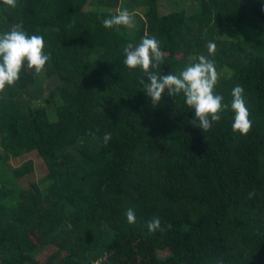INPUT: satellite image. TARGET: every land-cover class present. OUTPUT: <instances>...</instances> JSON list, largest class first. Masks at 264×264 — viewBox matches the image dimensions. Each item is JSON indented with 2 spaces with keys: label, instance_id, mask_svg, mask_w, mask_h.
Listing matches in <instances>:
<instances>
[{
  "label": "trees",
  "instance_id": "1",
  "mask_svg": "<svg viewBox=\"0 0 264 264\" xmlns=\"http://www.w3.org/2000/svg\"><path fill=\"white\" fill-rule=\"evenodd\" d=\"M193 1L188 13L186 0H0V34L22 24L51 52L0 91V264H42L51 247L44 264H264V0ZM125 8L133 28L103 26ZM145 35L164 53L151 71L205 55L225 104L243 86L251 130H232L229 107L203 132L182 94L153 107L143 70L123 63ZM33 152L48 174L25 189L35 161L9 163ZM153 217L171 229L149 233Z\"/></svg>",
  "mask_w": 264,
  "mask_h": 264
},
{
  "label": "clouds",
  "instance_id": "2",
  "mask_svg": "<svg viewBox=\"0 0 264 264\" xmlns=\"http://www.w3.org/2000/svg\"><path fill=\"white\" fill-rule=\"evenodd\" d=\"M9 7L15 8L17 0H3ZM264 10V9H262ZM105 28L114 26L134 27V17L123 9L111 18L102 21ZM45 41L41 35H29L22 24H13L9 31L0 34V91L6 86H12L19 80L20 72L25 67L33 69L39 75L51 59V52L45 54ZM209 55L214 54L216 45L213 42L207 44ZM123 53V63L129 69L137 67L143 70L146 80L141 77L138 83L143 86L144 92L150 98L152 106H157L164 93L167 91L169 97L176 98L180 94L184 97V103L194 110V118L189 123L201 129L203 132L211 130L213 123L221 120V113L230 107L233 113L232 130L240 134H247L252 128L249 119L250 112L246 106L244 88L237 84L231 90V102L225 104L224 97L214 92L219 79L215 62L205 55L189 56L187 64L178 74L168 72L161 75L160 72L150 69L158 68L163 62L164 53L160 49L159 41L154 36L145 35L139 44L128 43ZM98 131V130H97ZM88 135L96 137L91 130ZM103 143L107 145L111 140L110 133H104ZM255 192L248 193L251 199ZM124 215L129 224L136 223V215L132 208H128ZM149 233L157 231L164 233L171 229V224L162 226L159 217H153L146 222Z\"/></svg>",
  "mask_w": 264,
  "mask_h": 264
},
{
  "label": "rangeland",
  "instance_id": "3",
  "mask_svg": "<svg viewBox=\"0 0 264 264\" xmlns=\"http://www.w3.org/2000/svg\"><path fill=\"white\" fill-rule=\"evenodd\" d=\"M193 0H186V7L185 10L190 13L191 11H193L192 8H197L194 7L193 4ZM159 9H161V14H168L169 12H171V8H170V3L169 1H166L164 3L161 2ZM198 9V8H197ZM142 9H137L136 11L141 13ZM196 10V9H195ZM193 12H196V11ZM34 160L36 163V171L31 174L28 175L27 177H25L24 179L21 180V184L25 189H29L31 188V185L35 182L40 181L43 177H45L48 174V169L46 168L47 166L44 165L45 163L42 162L41 158H40V154L38 152H33L29 155H26L23 158L17 159V160H11L10 161V165L12 167H17L22 165L23 163L27 162L28 160ZM1 167V166H0ZM0 170L2 172H6L5 170H3V168L1 167ZM57 248L56 247H51L46 249L45 251L41 252L40 256L38 257V261L41 262L42 264L44 263H48L49 259L57 252Z\"/></svg>",
  "mask_w": 264,
  "mask_h": 264
}]
</instances>
